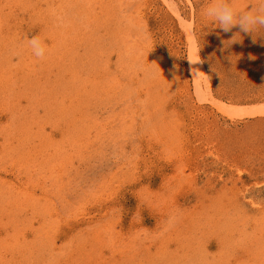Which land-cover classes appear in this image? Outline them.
Listing matches in <instances>:
<instances>
[{
    "label": "rangeland",
    "instance_id": "obj_1",
    "mask_svg": "<svg viewBox=\"0 0 264 264\" xmlns=\"http://www.w3.org/2000/svg\"><path fill=\"white\" fill-rule=\"evenodd\" d=\"M205 2L0 0V264H264V37Z\"/></svg>",
    "mask_w": 264,
    "mask_h": 264
},
{
    "label": "clouds",
    "instance_id": "obj_2",
    "mask_svg": "<svg viewBox=\"0 0 264 264\" xmlns=\"http://www.w3.org/2000/svg\"><path fill=\"white\" fill-rule=\"evenodd\" d=\"M201 14L212 25L209 31L218 27L222 32L229 33L234 27L238 28V31L228 40L230 43L227 46L225 41L223 42L225 47L241 41L242 39H234L238 34L241 36V33L250 34L253 43L256 42L257 33H261L259 37H264V0H248L244 5L235 3V0H206ZM26 45L34 57L45 58L47 47L40 36L26 38ZM188 60L193 64L200 61L191 58ZM194 69H192L194 75L199 76L200 71L198 69L194 71Z\"/></svg>",
    "mask_w": 264,
    "mask_h": 264
},
{
    "label": "bare ground",
    "instance_id": "obj_3",
    "mask_svg": "<svg viewBox=\"0 0 264 264\" xmlns=\"http://www.w3.org/2000/svg\"><path fill=\"white\" fill-rule=\"evenodd\" d=\"M168 240H170V239H168Z\"/></svg>",
    "mask_w": 264,
    "mask_h": 264
}]
</instances>
